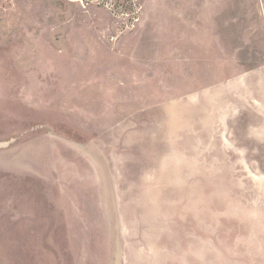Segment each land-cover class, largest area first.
Wrapping results in <instances>:
<instances>
[{"label": "rangeland", "instance_id": "374dc122", "mask_svg": "<svg viewBox=\"0 0 264 264\" xmlns=\"http://www.w3.org/2000/svg\"><path fill=\"white\" fill-rule=\"evenodd\" d=\"M111 1L0 0V264H264V0Z\"/></svg>", "mask_w": 264, "mask_h": 264}, {"label": "trees", "instance_id": "16d2710c", "mask_svg": "<svg viewBox=\"0 0 264 264\" xmlns=\"http://www.w3.org/2000/svg\"><path fill=\"white\" fill-rule=\"evenodd\" d=\"M89 1V0H86ZM101 4L106 5L111 0H99ZM110 6L113 10H116L118 13H125L131 10L135 4L134 0H112Z\"/></svg>", "mask_w": 264, "mask_h": 264}]
</instances>
